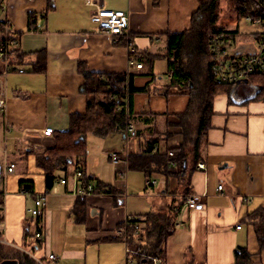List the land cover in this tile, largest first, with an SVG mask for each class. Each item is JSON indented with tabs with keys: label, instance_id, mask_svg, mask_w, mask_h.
Returning a JSON list of instances; mask_svg holds the SVG:
<instances>
[{
	"label": "crops",
	"instance_id": "1",
	"mask_svg": "<svg viewBox=\"0 0 264 264\" xmlns=\"http://www.w3.org/2000/svg\"><path fill=\"white\" fill-rule=\"evenodd\" d=\"M206 1L94 0L89 6L87 0H3L0 42L3 23H9L19 39L8 69L0 60L1 94L7 101L6 115L0 116L7 142L0 159V198L5 202L1 234L13 248L41 260L54 254L60 264H126V244L116 240L121 226L152 212L167 213L181 200L187 188L182 180L155 174L147 178L144 172L129 169V158L127 163H112L109 151L115 147H121L117 152L121 156L142 149L140 138L119 132L91 136L99 143L93 167L87 141V185L105 189L106 195L79 196L85 181L75 176L70 164L67 172L56 173L66 184L47 196L39 216L29 213L37 195L49 192L37 155L53 148L55 138L44 131L66 133L74 115L86 114L83 92L88 74L133 73L137 88L150 86L149 94L134 97L135 113L148 123L137 121L135 130L146 131V138L158 132L161 150L183 147L189 192L203 196L205 203L200 211L184 205L167 241L164 264H245L244 252L247 264H264V249L248 221L264 212V90L259 80L215 93L204 124V103H191L185 92L166 89L170 76L163 80L158 72L168 71L166 35L189 31ZM98 7L128 13L129 36L98 34L91 20ZM238 20H233V30L227 28L238 31L231 54H256L264 33L243 34ZM254 20L259 22L253 27H263L264 19ZM31 24L34 30L29 29ZM130 50L141 69L129 67ZM200 164L205 169H199ZM9 165L15 166L12 174L5 172ZM149 179L156 185L147 187ZM22 182L33 184L34 194L23 190ZM37 233L43 236L41 244L36 242Z\"/></svg>",
	"mask_w": 264,
	"mask_h": 264
},
{
	"label": "trees",
	"instance_id": "2",
	"mask_svg": "<svg viewBox=\"0 0 264 264\" xmlns=\"http://www.w3.org/2000/svg\"><path fill=\"white\" fill-rule=\"evenodd\" d=\"M220 2L221 0H207L194 16L193 26L189 31L182 34L166 35L167 52L164 55L168 65L166 75H171L166 89L185 92L191 96V103H204L203 106L206 110L203 123L207 120L206 115L211 112L215 93L230 92L234 87L216 86L211 74L213 61L209 36L224 35L226 50L231 53V46L238 34V31H229L218 25ZM237 3L238 17H250L253 20L264 19V0H237ZM2 4L3 0H0V9ZM29 29L34 30V26L31 24ZM18 40L13 38L14 44L11 47L10 56L17 51ZM43 70L44 68L40 67V71ZM149 77H152V81L155 80L153 74ZM135 78L137 75L133 73L87 75L83 92L87 98L86 114L74 115L71 118L70 130L66 133H53L55 138L53 148L37 155V165L45 173L47 191H50L60 180L56 173L64 169L67 172L70 164L74 167V174L82 173L81 178L85 182L87 180L84 184L88 186L85 165L89 137H107L114 133H126L127 127L131 124L135 125L137 121L148 124L143 119V115L135 113L134 97L140 94H149L150 86L137 88ZM256 79L259 80L260 87L264 90V72L251 77L249 83L251 84ZM181 117L178 115L176 119L180 120ZM145 133L146 131L141 130L136 135L141 139L142 149L138 154L129 155V169L144 172L147 178H151L155 174L182 180L184 186L187 183V188H185L186 191L182 194L181 200L173 202L167 213L152 212L132 220L129 219L121 226L120 234L116 240L126 244V247L132 252L130 257L136 264H155V261H162L164 264L167 241L176 230L177 220L187 197L192 195L188 189L189 181L185 177L187 154L183 147L175 149L166 147L155 151L157 146L160 147L161 142L158 132H151L147 138ZM169 152L173 153L172 157L169 156ZM20 186L27 193L34 194L33 184L22 182ZM248 221L253 224L260 247L264 249V212H257L249 216ZM6 260H18L20 264H39L30 255L0 243V263ZM42 260L45 261L43 258ZM242 261L245 264L249 262L245 252Z\"/></svg>",
	"mask_w": 264,
	"mask_h": 264
},
{
	"label": "built area",
	"instance_id": "3",
	"mask_svg": "<svg viewBox=\"0 0 264 264\" xmlns=\"http://www.w3.org/2000/svg\"><path fill=\"white\" fill-rule=\"evenodd\" d=\"M87 4L89 6H94V0H87ZM249 21L252 23H257L259 21H255L250 17H247ZM92 23L96 25L97 33L103 34L111 38H119L124 36H129V27H130V17L129 14L124 11H114L107 10L101 7H98L97 10L92 14ZM3 39L0 42V60H2L6 65L7 69L9 67V58L11 47L14 44V32L9 23H3ZM224 35H210L209 36V45H210V53L212 57L213 64L211 65V74L213 76V80L216 86H237L238 83H243L244 81H249V79L253 76H257L264 72V38L259 43V51L256 54L252 55H242V56H234L231 53H228L226 50V42L224 39ZM130 58H129V67L133 68L134 66L138 69L142 68V64H137L135 59L133 58L134 50H130ZM20 73H23V70H19ZM8 74V70L4 74L6 77ZM171 77V75H170ZM7 112V101L1 94V82H0V116H5ZM127 132L131 137H136L137 131L135 130L134 125H129L127 127ZM45 136H51L53 134V129H46L44 131ZM161 150L160 147H156L155 151ZM169 156H173L172 152H169ZM109 158L114 164H118L122 161H128L129 154L124 153V155H120L117 152L109 153ZM174 165V164H173ZM199 169H205L204 165L200 164ZM6 174H12L15 172V166L9 165L5 167ZM76 177H81L82 173L78 172L75 175ZM66 180H58L53 188L47 192L40 195H37L34 207L29 210V213L37 217L40 215L41 209L45 206L46 198L49 194L57 193L58 186L65 185ZM147 187H152L156 185V180L149 179L146 183ZM223 186L219 187L221 191ZM107 191L105 189H97L94 185H88L85 188H82L78 195L81 197H88L92 195H106ZM185 207L191 211H200L205 207L204 197L199 195H190L186 199ZM4 212H5V202H0V213L2 216V220L0 221V243L16 247L13 244L7 242L4 238V235L1 234V231H5L4 228ZM131 218L130 220H132ZM180 226H184L181 223ZM241 225L237 226V229H240ZM36 242H42L43 236L41 233H37L35 235ZM27 252V251H25ZM131 251L126 249V264H136L135 261L130 257ZM28 255L30 253L27 252ZM31 256V255H30ZM32 257V256H31ZM34 258L39 264H60L59 259L54 254H48L47 260L43 261L36 257ZM155 264H163L162 261H155Z\"/></svg>",
	"mask_w": 264,
	"mask_h": 264
},
{
	"label": "rangeland",
	"instance_id": "4",
	"mask_svg": "<svg viewBox=\"0 0 264 264\" xmlns=\"http://www.w3.org/2000/svg\"><path fill=\"white\" fill-rule=\"evenodd\" d=\"M237 7H238L237 0H221L220 7H219V20H218V25L219 26H222L225 29L228 28L230 30H233L234 29V27L232 26L233 25V20L235 18L236 19L239 18L237 24L239 25L240 31L243 34L264 33V25H263V27L262 26L253 27L251 21H247L246 18H244V17H241V18L238 17V15H237L238 13L236 11V8ZM158 72L160 74H162L161 77L163 78V80H165L167 78L166 77V74H167L166 73V70H164V71L158 70ZM87 141L89 143L88 148H89V152H90V156H91L90 157V159H91V165L93 167V166H96L95 165L96 163H98L96 161L98 159L97 156H99V152L97 151V148H98L97 146H99L98 145L99 143H97L96 140L94 138H91V137H89ZM102 141H101V143H102ZM109 143L111 145H114L110 141H109ZM6 145H7V142H6V139H5V135L2 132V129H1V126H0V159L3 158V154H4L3 151L6 150ZM115 146H119V145H115ZM113 149H115V150L109 151V152L110 153L111 152H118L119 153L121 147H117V148L115 147ZM111 166L113 167V165H111ZM104 170H105V168H104ZM104 170H103V172H105V174L107 175V172L104 171ZM69 173H71V169H69ZM1 181L2 180H0V190H1V187H2Z\"/></svg>",
	"mask_w": 264,
	"mask_h": 264
},
{
	"label": "water",
	"instance_id": "5",
	"mask_svg": "<svg viewBox=\"0 0 264 264\" xmlns=\"http://www.w3.org/2000/svg\"><path fill=\"white\" fill-rule=\"evenodd\" d=\"M244 84H248L249 83V81H244L243 82ZM241 83L239 82L238 83V85H240ZM2 171H3V165H2V163H1V161H0V178H1V176H2ZM0 264H20L19 263V261L18 260H6V261H3V262H1Z\"/></svg>",
	"mask_w": 264,
	"mask_h": 264
}]
</instances>
